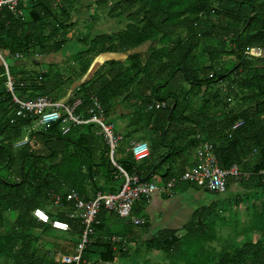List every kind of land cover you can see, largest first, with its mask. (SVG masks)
I'll return each mask as SVG.
<instances>
[{
  "label": "trees",
  "instance_id": "16d2710c",
  "mask_svg": "<svg viewBox=\"0 0 264 264\" xmlns=\"http://www.w3.org/2000/svg\"><path fill=\"white\" fill-rule=\"evenodd\" d=\"M93 5L97 8L89 15L84 33L70 37L80 24L76 14L82 6ZM18 9L21 13L7 7L0 10V52L18 99L47 96L66 99L73 106L79 97L87 114L78 108L75 112L82 113L84 120L91 117L92 96L108 117L119 115L121 109L133 110L125 135L131 139L149 130L150 137L140 141L150 138V155L136 161L129 140L126 147L117 148L115 160L130 175L140 174L144 182L160 173L159 186H163L181 176L197 164L195 158L188 167L203 144L212 145L222 168L237 165L252 174L237 182L229 180V187L239 185L252 198L247 199L251 218L241 235L237 233L241 242L226 240L220 251L215 250L213 243L223 238H218L213 223L222 195L206 189L212 206L197 211L182 233L161 231L147 241L148 249L164 255L169 264H176L175 259L186 264H264V56L253 53L264 51V0H20ZM102 12L116 20L118 30L97 29ZM74 41L82 47L71 53ZM144 46H149L145 61L138 53L129 56V64L109 61L93 79L81 82L101 55ZM67 52L71 59L63 68L47 62ZM7 81L0 60V264H65L54 257L61 248L44 237H65L62 252L77 253L82 241L69 243L68 236L79 235L82 240L85 225L77 214L71 215L76 208L67 194L75 190L92 200L99 192H117L123 183L117 182L123 180L110 160L99 125L70 122L64 134L62 112L61 120L35 128L39 118L20 110ZM185 83L190 91L180 94ZM157 102L164 108L156 109ZM237 123L242 124L234 129ZM164 164L167 169L159 171ZM198 184L177 183L171 194H164ZM57 195L64 197L58 205L64 211L49 214L69 223L71 229L64 233L34 217L38 208L56 207ZM146 202L145 198L136 201L129 218L103 207L81 263L96 254L113 264L120 255H128L131 246L137 252L141 233L134 220L145 216ZM114 215L120 226L117 233L107 227ZM113 236L120 241H112Z\"/></svg>",
  "mask_w": 264,
  "mask_h": 264
},
{
  "label": "built area",
  "instance_id": "2783aa9c",
  "mask_svg": "<svg viewBox=\"0 0 264 264\" xmlns=\"http://www.w3.org/2000/svg\"><path fill=\"white\" fill-rule=\"evenodd\" d=\"M20 0H0V10L7 7L14 13H21L18 9ZM9 55L10 52H7ZM13 57V56H12ZM19 58V55L15 56ZM0 60L3 62L6 75L8 77L7 87L8 91L12 93L14 101L18 104L21 111L27 114L37 116L38 126H48L62 119L64 112L66 118L64 123V134L70 130V122L75 124L95 123L101 127V134L104 136L109 145L110 160L117 170L120 171V176L124 181L115 193H101L99 192L92 200H86L75 190H71L67 194V201L73 203L75 206V213L83 220L85 231L83 235V242L79 245L76 255L66 258V261L74 264H82L81 256L86 247L89 233H92V225L94 224L98 214L104 207L109 212L117 214L121 218H129L133 205L141 198L150 199L156 192L171 194L177 183H203L210 192L225 195L229 190V180L239 181L242 177L249 178L252 174L242 171L239 166L233 165L230 168H222L218 158L214 154L212 145H201L195 154L197 164L187 169L179 177L172 178L165 185L159 186L154 181L144 182L140 174L130 175L119 163L115 160V152L123 141L124 137L115 132V126L107 123V114L101 103L96 97H91L90 114L88 120H82L74 115V110L81 105L82 101L76 102L73 107L66 105L62 101H54L47 96H40L36 99L27 101L20 100L14 93V80L9 73L8 64L0 52ZM156 109L164 108V105L157 102ZM242 123H237L234 129L239 127ZM130 152L136 161L141 162L147 159L150 155V146L145 141L135 142L131 145ZM64 197L57 195L54 197L55 205H62ZM35 219L44 225L51 226L54 230L60 232L70 231L68 222L60 219H52L50 214L44 209H36L34 211ZM144 219H135L134 224L140 226L144 224Z\"/></svg>",
  "mask_w": 264,
  "mask_h": 264
},
{
  "label": "crops",
  "instance_id": "0c3cea01",
  "mask_svg": "<svg viewBox=\"0 0 264 264\" xmlns=\"http://www.w3.org/2000/svg\"><path fill=\"white\" fill-rule=\"evenodd\" d=\"M93 1L94 0H89V2H93ZM95 9H96L95 5H93V7L92 6H90V7L82 6L80 13L78 12L76 14V19L79 20L81 23L86 22L89 15L92 14L89 10L95 11ZM97 24L100 25L99 23H97ZM79 27H80V24L78 25V27L75 31H79L78 33L81 34V29H79ZM75 31H73L72 34H74ZM106 32H108V31H106ZM79 34H76V36ZM145 47L146 46L138 47V48H136L134 50H130L126 53H105V54L101 55L100 57H98L94 61V63L90 67L88 73L82 79V82L89 81V80L93 79L96 76V74L98 73V70H100L104 66V64H106L109 61H125L126 64H129V61H128L129 56H132L136 53L144 55V51L146 50V52H147L149 46L147 48H145ZM79 49H81V48L76 49L74 46L73 48H71V53L79 51ZM253 53L256 55L264 56V51H262V50H256ZM68 59H71L70 52H67L66 54L64 53V56L58 55L57 58H56V56L51 57L50 60L48 59L47 62L54 61V63L57 62L60 65L61 64L66 65V62ZM92 97H95V96H92ZM78 101H83V99L78 97L75 99V103ZM62 102H64L66 105H68L66 103L67 100L62 101ZM81 105H82V103H81ZM81 105H79L77 108H79ZM70 107H73V106H70ZM76 109L74 110V114H76V112H75ZM88 111L90 114V108ZM131 114H132V111H130L128 109L125 111L120 110L119 115L125 116V118H122L125 121H121L118 119V123H117V125H115L116 126L115 132L121 134L123 137H124L125 133L128 131V128H129L128 126L130 124ZM75 116L76 117L80 116L79 118L84 120L83 118H81L83 116L82 113L81 114L77 113ZM109 124H112V123H109ZM79 125H83V124H79ZM142 138L143 137H139V138L131 137V139H130L131 144L130 145H132L135 142H139L140 140H142ZM194 163H195V157H194V155H192L190 162H189L190 165L188 167L192 166ZM145 166H147V165H145ZM167 167H168V165L164 164V165H162L161 170L165 171V169H167ZM161 170L159 169V171H161ZM160 182H161V180H160ZM156 183L159 185L158 181ZM200 184H203V183H200ZM200 184H198L197 186H191V185L178 186L172 195H166V194L160 193V192H156L155 194H153V196L149 200H147V202L145 204V211H144L145 216L137 217L138 219L141 218V219H144V221H145L144 225L136 227V228H138L137 230L140 231V233H141V236L139 237L141 239V244L139 246H136L138 248V251L137 252H136V250L131 251L129 249L128 255H125V256L120 255L117 258L116 262H114L113 264H140L138 262V260L135 261L137 259L138 255L141 256V258L143 256L146 258L147 261L144 264H169V263H167L168 261H166V260L161 261V263L159 262L160 257L162 255H160V253L158 251L149 250L147 247V241L152 239L154 236L158 235L161 231H164V230H169V231L174 230V231H180L182 233V230L188 224H190L192 222V220L194 219L195 213L197 211H202L203 208L208 209L210 206H212L211 205L212 204L211 203V196H209L207 194L205 185L204 184L200 185ZM230 191L234 192V194H236L237 196H239L240 194H243V192H244L243 189L239 185H234V184L233 185L231 184V187H229L228 193ZM218 211H220V210H218ZM114 217H115V215L112 216L111 220L107 224V227H108L109 231H111L113 233H115V232L117 233L120 226L117 224L118 223L117 218H114ZM137 218H135V219H137ZM58 233H64V232L58 231ZM44 240L47 242H52L53 244H55L57 246V248L63 249L62 246H65L64 240H66V238L60 237V236H58V238L45 236ZM111 240L114 242L120 241L115 236H113ZM61 249L59 251H57L56 253L54 252V257L56 258V256L61 255L60 259H61L62 263L70 264L69 262L66 261V258H69V257L76 255L75 251L68 254L67 252H62ZM143 254H146V255H143ZM132 258H134V259H132ZM56 260H57V262L59 261L58 258H56ZM82 264H108V263L102 262L98 255L90 254L87 257V259L83 260ZM110 264H112V263H110Z\"/></svg>",
  "mask_w": 264,
  "mask_h": 264
},
{
  "label": "rangeland",
  "instance_id": "374dc122",
  "mask_svg": "<svg viewBox=\"0 0 264 264\" xmlns=\"http://www.w3.org/2000/svg\"><path fill=\"white\" fill-rule=\"evenodd\" d=\"M87 1L89 2V0H87ZM89 11L91 13H94L96 10L95 11L94 10H89ZM97 20H99V24H100V25L97 26L98 30H101V31H104V32H106V31L114 32L115 30L119 29L118 28V24L115 23L116 20H112L111 18L107 17L106 13H104V12H102V13H100L98 15ZM97 20H96V22H97ZM89 23H90V20H88L86 22H82V23L80 22L79 29H81V34L84 33V30H85V28L87 26L86 24L89 25ZM78 32L79 31H75L74 34L71 33L69 36L70 37L72 35L76 36V34H79ZM72 46H75L76 49L82 47V45L80 43H77L76 41H74V44H72ZM147 47L148 46H146L145 48H147ZM145 52H146V50L144 51V55L142 57L144 61H145V59H146V57L148 55ZM28 66H29V68L33 67L32 64H29ZM63 67H64V65L60 66V68H63ZM81 82L80 83L78 82V83L74 84L73 88H76L79 84H81ZM178 85L179 84H177L175 86H178ZM73 88L71 89V91L73 90ZM190 88L191 87L185 83L184 86H182L180 88L181 90H180L179 93L180 94H184V93H186V91H190ZM65 100L66 99H62V101H65ZM121 103H123L122 104L123 106L124 105H128V103H126V102H121ZM138 103H140V100H138ZM78 110L80 112L86 113V110H85V108H83V106L78 108ZM121 110L124 111V109H121ZM122 118H125V116L109 115V117L107 116V123H112L115 126L118 123V119L121 120V121H125ZM35 128H37V125H35ZM115 131H116V129H115ZM149 133H151V132L149 130H147V129L142 130V131H140V132H138L136 134V138L144 137V136L148 137V135L150 137ZM124 139L125 140H123L120 143V145H119L120 147H126L127 146L126 145L127 142L130 140V139L127 138V135H124ZM150 141H151L150 138L149 139L147 138V142L149 143ZM164 152H165V150H164ZM123 157H126V154H123ZM161 168H162V166L159 169L161 170ZM151 180H153L154 182H156V181L160 182V180H161L160 173L159 174L156 173L154 175V177L151 178ZM122 182H124V181H118L117 185H121ZM200 185H203V184H200ZM195 186H197V185H195ZM250 198H251V196H246L245 192H243V194L241 196L239 195V197L236 194L228 193L227 195L220 196L219 199L217 200L219 202L220 211L217 212L218 216H215L213 218V223H214L215 228H216V230L214 232L217 234L218 238H219V236H223V238H221L220 241L218 240L219 242L216 241V242L213 243V246L216 247L215 248L216 251H220L221 250V248H222L221 246H222V244L225 243L226 240L228 241L229 244L233 243L234 239H237V240H239L241 242V239H240L241 236L238 237L237 233H239L241 235V232H243L246 229L247 223H248V221L251 218L250 216H248V214H250V212L247 211V208H248L247 206H248V203H249V201H247V199H250ZM216 199H217V197H216ZM252 202H253V200H252ZM46 211L48 213H57L59 211L62 212L64 210L60 206L59 207L58 206H56V207L52 206L50 208V211L47 210V209H46ZM212 231H213V229H212ZM54 233L56 234L57 232H54ZM254 234H255L254 235L255 236V240H257L259 238V236L256 233H254ZM68 241H69V243H72V244L81 243V241L83 242V237H82V240H81L79 235H69L68 236ZM195 247H197V245H195ZM198 247H199V245H198ZM133 250H135V249L132 248V246H131V251H133ZM143 255H146V254H143ZM60 257H61V255L56 256V258H58V260L60 259ZM132 259H134V258H132ZM137 260H138V262L140 264H144L147 261L144 256L141 258V256H139V255H138V257H137V259L135 261H137ZM163 260L165 261L164 255L160 257V261L159 262L161 263V261H163ZM174 261H176V264H186L185 260H182V259H180L179 262H177L176 259Z\"/></svg>",
  "mask_w": 264,
  "mask_h": 264
},
{
  "label": "clouds",
  "instance_id": "9594fccd",
  "mask_svg": "<svg viewBox=\"0 0 264 264\" xmlns=\"http://www.w3.org/2000/svg\"><path fill=\"white\" fill-rule=\"evenodd\" d=\"M75 115V114H74Z\"/></svg>",
  "mask_w": 264,
  "mask_h": 264
}]
</instances>
